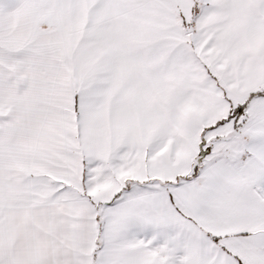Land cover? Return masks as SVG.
Segmentation results:
<instances>
[{
    "label": "snow or ice",
    "instance_id": "snow-or-ice-1",
    "mask_svg": "<svg viewBox=\"0 0 264 264\" xmlns=\"http://www.w3.org/2000/svg\"><path fill=\"white\" fill-rule=\"evenodd\" d=\"M0 264H264V0H0Z\"/></svg>",
    "mask_w": 264,
    "mask_h": 264
}]
</instances>
